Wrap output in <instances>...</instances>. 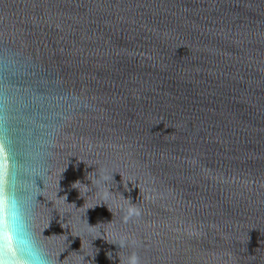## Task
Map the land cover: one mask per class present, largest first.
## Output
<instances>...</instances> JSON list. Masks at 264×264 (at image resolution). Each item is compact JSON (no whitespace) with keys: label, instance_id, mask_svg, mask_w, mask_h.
Here are the masks:
<instances>
[{"label":"water","instance_id":"1","mask_svg":"<svg viewBox=\"0 0 264 264\" xmlns=\"http://www.w3.org/2000/svg\"><path fill=\"white\" fill-rule=\"evenodd\" d=\"M264 264V0H0V264Z\"/></svg>","mask_w":264,"mask_h":264},{"label":"clouds","instance_id":"2","mask_svg":"<svg viewBox=\"0 0 264 264\" xmlns=\"http://www.w3.org/2000/svg\"><path fill=\"white\" fill-rule=\"evenodd\" d=\"M22 230L23 243L21 250L18 252L22 264H53L48 256L39 248L30 233L24 228L23 224L20 225Z\"/></svg>","mask_w":264,"mask_h":264}]
</instances>
